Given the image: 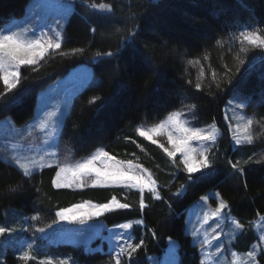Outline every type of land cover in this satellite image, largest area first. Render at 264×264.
<instances>
[{"label":"trees","instance_id":"1","mask_svg":"<svg viewBox=\"0 0 264 264\" xmlns=\"http://www.w3.org/2000/svg\"><path fill=\"white\" fill-rule=\"evenodd\" d=\"M30 1L0 0V27L23 16ZM87 2L102 0H76L61 49L38 65L22 66L18 86L0 98V120L26 123L44 89L77 66H91L96 80L76 96L62 144L76 157L102 146L118 160H132L151 170L162 199L144 192L148 207L141 212L137 190L56 188V168L26 177L0 158V225L38 216L30 225L46 226L57 220L59 210L84 201L105 203L115 196L130 208L110 213L111 224L144 219L142 226H134L136 242L142 238L145 245L134 254L132 264H149V256L162 254L169 239L179 244L180 264H200V254L185 234L186 213L207 192L217 190L248 230L240 243L254 237L248 228L264 215V51L245 43L247 52H240L242 45L234 34L252 26L264 32V0H107L115 9L110 15L89 9ZM133 23L136 35L123 41ZM4 91L0 80V93ZM235 93L248 98L245 110L253 118L249 128L253 143L236 148L223 121L225 104ZM94 97L99 99L90 103ZM177 110L190 112L198 124L216 123L223 130L211 154L212 167L192 174L191 181L180 158L173 162L137 132L139 124L157 123ZM229 160L244 168L243 177L234 173ZM204 172L212 174L197 182ZM49 251L78 264H114L109 252H89L82 246L63 244ZM18 254L15 246H7L0 264H36L20 260Z\"/></svg>","mask_w":264,"mask_h":264},{"label":"snow or ice","instance_id":"2","mask_svg":"<svg viewBox=\"0 0 264 264\" xmlns=\"http://www.w3.org/2000/svg\"><path fill=\"white\" fill-rule=\"evenodd\" d=\"M75 0L67 5L69 9L74 6ZM86 6L89 9L95 10L97 12L104 13L105 15L113 14L115 9L111 2L107 0H102V2H87ZM35 19V17H34ZM59 24V21H57ZM136 25L133 23V30L127 35L122 37L123 41L128 40V36H135ZM53 35H49L44 32L43 29L37 30L35 27L30 28L28 26L10 28L8 26L0 27V80L3 81L5 91L0 93V98L6 95L8 92L15 89L20 83L21 79V68L22 66L38 65L39 60L45 58L49 53V50H53V53L59 51L63 43V34L60 31H56L52 28L48 30ZM93 33L96 32L95 28H92ZM31 32V35H29ZM235 38L239 40L242 45L239 49L240 52H247V49L243 47L245 43L252 45L255 48H259L264 51V35H261L260 31L256 29V26L251 28L245 27L244 30L239 31L234 34ZM219 43V42H218ZM75 52L82 51V49H75ZM65 55L67 53H64ZM101 53L97 52V56ZM106 56L114 55L113 52L104 53ZM189 63H194L189 61ZM199 63V61H195ZM241 64L244 63L243 60L240 61ZM37 70V69H33ZM212 78L215 80L216 73L212 72ZM191 83V81H189ZM219 87V85H217ZM196 88L200 89L201 84L197 83ZM99 97H94L90 100V103H95ZM229 106L235 105L237 108L243 110L249 106L250 101L248 98H234L230 100ZM195 105H193V108ZM56 114L49 113L48 119L40 120L38 124H33L29 126L28 134L31 135L32 129L39 128L42 132L46 131L49 127V120ZM184 112L177 110L171 112L167 118L157 123L154 127L145 129L144 127H138L137 132L139 136L150 141L152 144H158L164 152L173 159L175 162V157L177 153L181 155V163L183 164V170L189 175L187 177L188 181L193 179L192 174L201 172L204 169L212 167L214 163V158L209 159V153L213 152V149L217 148L218 133L219 129H215L214 126L209 125V129L206 130L199 126L192 125L188 119H181L184 116ZM227 118V113H226ZM241 120H247L246 124L243 126L240 124L236 125L233 142L235 145L241 144H252L253 135L249 131L250 126L253 123L252 117L240 116ZM11 123V122H10ZM55 127V125H53ZM229 130H232L231 123L228 125ZM243 127L244 131L247 133L242 138L237 135ZM164 134L167 137V143L171 145V150L165 147L164 144L158 143L157 139L154 138L156 135ZM178 134V135H177ZM195 142V146H194ZM42 148L29 147V152L39 151L47 152L48 145L51 141L43 140ZM55 154V153H53ZM11 162L22 171V174L26 177L33 175V170L42 169L45 166H51L46 164L44 156L41 155L37 160L32 158L28 154H21L17 152L16 149L11 150V154L7 157ZM251 159V157H249ZM264 160V157H262ZM261 161H256L260 163ZM234 173L243 177L245 174L244 168L239 166V162L228 161ZM58 171L56 173V178L53 181L57 188L60 187H71L76 185L77 187L83 188L86 184H91L95 186H113V187H125L130 189H137L141 194L140 199V211L143 212L148 205L144 202L143 193L144 190L154 195L155 199L160 200L162 197L157 191L156 181L152 178L150 173H147V169H144L141 165L135 164L132 160L123 161L118 160L114 155H110L103 147L96 150V152L90 155L88 158L77 161L75 164H63L60 165L59 157H57ZM147 174V175H146ZM212 173L204 172L203 175L196 177L197 182L204 179L205 176L211 175ZM183 190V186H182ZM15 191V189H13ZM180 193L177 192L176 195ZM219 194H213V198H216ZM208 197H202V201H207ZM206 206V205H205ZM228 204L220 200L218 207L210 214L213 218H216L217 227H219V220L223 219L225 221H231L235 229L243 230L244 225L239 223V221L232 219L230 212H226L228 209ZM130 205L127 203H121L115 196H113L108 202L105 203H93L87 201L83 204H77L69 208H64L55 213V216L59 218L60 221H67L69 223L79 222L83 223L91 220L93 217L99 218L106 213H112L115 210H127ZM32 220H38V216L31 217ZM207 215L205 216V220ZM264 221V217L260 218ZM56 223V221H53ZM135 225L142 226L144 224V219L139 218L134 221ZM133 222H124L114 225V228L110 231L116 232V229L122 230H132L134 227ZM49 228L52 227L51 224L48 225ZM27 231L28 229H22ZM36 232L41 234L46 232L45 228H37ZM14 229L5 225H0V244L17 243L21 244L18 249L22 254L19 259L22 261H36V264H68L65 259H57L54 255L45 256L40 258L34 256L32 253H39L41 250L39 248H34L33 243H21L20 239L17 238L15 241L9 240L8 238L12 236ZM155 235V232H153ZM192 235L198 237L199 233L193 232ZM237 237L236 232L231 233V238L235 239ZM116 241L113 244L110 256L114 261V264H132L133 256L136 254L144 245L145 240L139 239L136 242L132 234L125 236L124 232H118L114 236ZM219 239V236L216 237ZM258 239L264 244V234H260ZM207 244V240L201 241L200 252L201 260L200 264H220V259L209 260L210 252L204 247ZM217 249L221 247L216 246ZM233 258L237 257L239 254L236 252L230 253ZM245 259L241 264H260L257 260L258 255L264 256V247L257 245L251 250L243 254ZM235 264V259L233 260Z\"/></svg>","mask_w":264,"mask_h":264},{"label":"rangeland","instance_id":"3","mask_svg":"<svg viewBox=\"0 0 264 264\" xmlns=\"http://www.w3.org/2000/svg\"><path fill=\"white\" fill-rule=\"evenodd\" d=\"M72 0H31L26 8V12L23 16L12 19L10 22L2 25L1 27L8 26L10 28H18L28 26L30 28L35 27L37 30L43 29L44 32H47L49 35L54 33L49 32V28H52L56 31H60L63 34V43L66 39V28L70 15L74 12V6L69 9L67 5L71 3ZM35 17V19H34ZM59 21V24H57ZM261 35H264V32H260ZM31 35V32H29ZM62 43V45H63ZM53 50H49V53ZM48 53V54H49ZM40 61V60H39ZM94 70L91 66L80 65L70 70V72L60 80L56 81L46 89H44L38 99L35 108L34 116L22 125L16 124L11 118H5L0 120V158L9 164L15 166L11 160L7 157L11 154V150L14 148L17 152L21 154H28L32 158L39 159L41 155L44 156L46 164L51 166H45L42 169L33 170V175L42 172L45 169L56 168V173L59 170L57 166V157H59L60 165L63 164H75L77 161L88 158L90 155L94 154L97 149L101 148L99 146L95 148L92 152L85 156L76 157L71 153V151L65 147L61 142V135L63 132L64 124L70 115L76 96L82 92L85 88L91 86L95 82ZM244 95L241 93L233 94L226 102L223 110V121L227 129L229 130L228 125L231 123L232 130H229L231 142L233 147H239L241 145H235L233 142V134L237 124L244 125L247 120H241L240 116L244 115L246 118L248 114L245 109L241 110L235 105L229 106V101L234 98H241ZM244 98V97H243ZM184 116L181 119H188L192 125L199 126L206 130L209 129V125L214 126L215 129H219L218 133V142L223 134V130L216 123H206L198 124L194 116L188 111H184ZM55 113L56 115L49 120V127L46 131H41L38 127L32 129L31 135L28 134L29 126L33 124H38L40 120L48 119L49 113ZM227 113V118H226ZM167 116L159 122L164 121ZM11 122V123H10ZM157 122V123H159ZM157 123L154 124H139L138 127H144L145 129L154 127ZM55 125V127H53ZM247 133L241 127L239 135L241 138ZM178 135V134H177ZM157 139L158 143H162L165 147L171 150V145L167 143V137L164 134L154 136ZM43 140L51 141V144L48 145L47 152L32 151L29 152V147L42 148ZM246 144V143H245ZM158 145V144H157ZM195 146V142H194ZM104 149V147H103ZM105 150V149H104ZM215 149H213L214 151ZM55 153V154H53ZM211 154L209 153V159H211ZM180 158V153H177L175 158ZM137 164V163H135ZM16 167V166H15ZM17 168V167H16ZM144 168V167H143ZM18 169V168H17ZM147 169V168H144ZM21 171V170H20ZM203 171V170H202ZM22 172V171H21ZM147 173H150L154 179L151 170L147 169ZM199 173V172H197ZM195 174V173H193ZM147 175V174H146ZM56 178V174L54 180ZM155 180V179H154ZM156 181V180H155ZM55 185V184H54ZM157 191L159 182L156 181ZM56 187V186H55ZM99 187H113V186H95L91 184H86L83 188L72 185L71 187H60L68 189H85V188H99ZM57 188V187H56ZM125 188V187H124ZM130 189V188H126ZM137 190V189H134ZM139 191V190H137ZM144 192H148L147 189ZM213 194H219L216 198H213ZM202 197H208L207 201H202ZM199 200H197L193 205L190 206L186 213V227L185 234L191 238L193 246H195L200 254L201 241L207 240V244L204 247L210 252L209 260L220 259V264H233L235 259V264H241L244 257V253L251 250L254 246L260 245L264 247V244L258 239L260 234H264V221H261V215L252 222L251 226L248 229H251L254 233V237L248 241H243L240 243V237L245 233L247 228L244 226L243 230L235 229L231 221H225L223 219L219 220V227L216 224V218H213L210 214L218 207L220 200H223L220 192L217 190H211L203 195ZM120 201V200H119ZM87 201L78 203L83 204ZM121 202V201H120ZM227 204L228 202L225 201ZM94 203V202H93ZM122 203V202H121ZM77 205V204H75ZM206 205V206H205ZM74 206V205H73ZM229 206V204H228ZM72 207V206H71ZM116 211V210H115ZM226 212H230L232 219H238L231 213L230 207L225 209ZM110 213H106L99 218L93 217L91 220H88L83 223L73 222L69 223L67 221H60L57 217L56 223H52V227L49 228L46 226H32L31 222L37 220H32L33 216L19 217L15 222H8L2 224L14 229V232L9 240L15 241L17 238L20 239L21 243H33L34 248H39L41 251L40 258L45 256H50L49 250L53 247L63 244H70L74 246H82L86 251H102V252H111L113 244L116 243L114 236L118 232H124L125 236L132 234L134 236V227L132 230H122L116 229V232L110 231L114 228V225L124 222H133L136 219L126 220L119 223L111 224L107 217ZM207 219L205 220V216ZM240 223V222H239ZM134 226H136L134 224ZM27 228V231L22 229ZM37 228H45L46 232L41 234L36 232ZM250 231V230H249ZM193 232L199 233L198 237L192 235ZM236 232L237 237L235 239L231 238V233ZM219 236V239L216 237ZM217 245L221 247L217 249ZM246 245V247H245ZM7 246H15L17 250L21 247V244L9 243V244H0V254L4 248ZM19 251V250H18ZM231 252H236L239 255L235 258L231 256ZM35 250L33 255L36 256ZM22 253L19 251V256ZM38 255V253H37ZM58 260L65 259L68 261V264H78L69 257H58L55 256ZM149 264H180V252L179 244L174 239H169L167 248L160 255H152L148 258ZM257 260L260 261V264H264V256L258 255Z\"/></svg>","mask_w":264,"mask_h":264}]
</instances>
